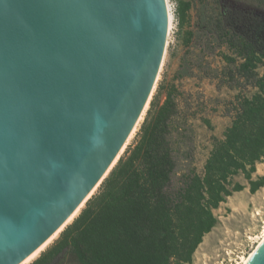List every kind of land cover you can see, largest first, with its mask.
<instances>
[{
	"label": "water",
	"instance_id": "water-1",
	"mask_svg": "<svg viewBox=\"0 0 264 264\" xmlns=\"http://www.w3.org/2000/svg\"><path fill=\"white\" fill-rule=\"evenodd\" d=\"M169 20L167 0H0V264L39 248L111 171ZM246 264H264V241Z\"/></svg>",
	"mask_w": 264,
	"mask_h": 264
},
{
	"label": "trees",
	"instance_id": "trees-1",
	"mask_svg": "<svg viewBox=\"0 0 264 264\" xmlns=\"http://www.w3.org/2000/svg\"><path fill=\"white\" fill-rule=\"evenodd\" d=\"M264 3V0L262 1ZM188 5L180 2L183 24ZM264 5V4H262ZM217 32L243 61L241 75L254 79L258 91L241 100L235 119L217 141L205 165L172 190L177 162L169 139L176 114L173 90L163 104L152 101L138 140L122 157L57 242L31 264H55L68 253L76 264H186L218 219L219 207L242 183L230 178L243 173L255 193L264 175L253 173L264 156V15L231 7L220 15ZM235 60L234 58H229Z\"/></svg>",
	"mask_w": 264,
	"mask_h": 264
},
{
	"label": "rangeland",
	"instance_id": "rangeland-1",
	"mask_svg": "<svg viewBox=\"0 0 264 264\" xmlns=\"http://www.w3.org/2000/svg\"><path fill=\"white\" fill-rule=\"evenodd\" d=\"M181 1L189 4L183 24L178 15ZM262 1L167 0L170 20L158 78L148 105L113 168L137 142L152 101L163 104L167 92L173 90L177 112L170 122L169 139L177 167L171 189L176 190L182 186L189 175H204L206 162L217 141L225 139V133L235 119L241 100L252 97L258 91L254 79H248L239 73L238 66L243 59L230 48L225 38L219 36L218 19L226 8L231 7L264 15ZM262 35L264 38V30ZM256 71L258 77L262 76L264 66L258 64ZM263 175L264 156L257 163L253 178ZM230 180V187L239 182L245 188L234 192L219 207L213 209L218 222L212 231L205 234L193 255V262L186 264H236L241 256L248 255L257 246V237L264 230V186L252 193L249 181L242 172L232 176ZM101 184L94 188L91 198L99 192ZM87 202L25 264H31L51 248ZM55 264L76 263L65 253Z\"/></svg>",
	"mask_w": 264,
	"mask_h": 264
},
{
	"label": "bare ground",
	"instance_id": "bare-ground-1",
	"mask_svg": "<svg viewBox=\"0 0 264 264\" xmlns=\"http://www.w3.org/2000/svg\"><path fill=\"white\" fill-rule=\"evenodd\" d=\"M135 129V128H134ZM134 131V130H133ZM133 131H132V133H133ZM131 133V134H132ZM131 134H130V136H131ZM130 136H129V138H130ZM128 138V139H129ZM128 141V140H127ZM126 141V142H127ZM126 144V143H125ZM125 144H124V146H125ZM124 146H123V148H124ZM123 148H122V150H123ZM121 150V151H122ZM120 154V153H119ZM119 156V155H118ZM94 190V189H93ZM93 190L90 192V194H89V196L91 195V193L93 192ZM84 204V203H83ZM82 204V205H83ZM82 205H80L75 211H74V213L68 218V220L66 221V223L68 222V221H70L71 220V218H73V216H75V214L78 212V210L81 208V206ZM65 223V224H66ZM64 224V225H65ZM64 225H62L53 235H51L39 248H37L34 252H32L28 257H26L22 262H20L19 264H25V263H27L28 261H30L32 258H34L37 254H38V252H40V250H42V248H44V246L46 245V244H48L57 234H58V232L61 230V228H63V226ZM264 241V230L262 231V234L261 235H259L258 237H257V240H256V242H257V246H255L254 247V249L248 254V255H244V256H241V260L240 261H237L236 262V264H246L247 262H248V260L250 259V257L252 256V254L255 252V250L260 246V244L262 243Z\"/></svg>",
	"mask_w": 264,
	"mask_h": 264
}]
</instances>
